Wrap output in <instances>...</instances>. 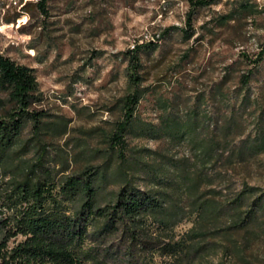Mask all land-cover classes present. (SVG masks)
I'll return each instance as SVG.
<instances>
[{"label": "rangeland", "instance_id": "rangeland-1", "mask_svg": "<svg viewBox=\"0 0 264 264\" xmlns=\"http://www.w3.org/2000/svg\"><path fill=\"white\" fill-rule=\"evenodd\" d=\"M37 1L0 0V52L33 70L42 94L34 107L47 114L45 119L66 123L64 134L44 135L55 179L103 161L102 151L109 149L104 135L121 120L120 100L130 91L126 67L135 49L143 77L135 113L142 120L158 124L165 104L184 117L198 103L220 128L224 117L235 112L229 150L264 128V56L250 62L264 45V0H216L198 8L190 0H47L46 14ZM243 2L254 13L241 12ZM230 11L234 16L222 21ZM247 71L250 82L241 87L240 75ZM218 86L226 95L223 103ZM243 95L249 99L245 106ZM31 135L28 124L22 139ZM126 138L130 146L193 156L187 141ZM227 155H218L206 170L221 209L183 219L174 227L175 239L194 230L191 240L207 243L194 254L196 264H264V214L259 215L263 228H235L232 208L224 204L243 183L264 188V149L234 162ZM20 156L35 160L34 149ZM62 163L68 168L63 170ZM153 264L168 261L155 255Z\"/></svg>", "mask_w": 264, "mask_h": 264}, {"label": "trees", "instance_id": "trees-1", "mask_svg": "<svg viewBox=\"0 0 264 264\" xmlns=\"http://www.w3.org/2000/svg\"><path fill=\"white\" fill-rule=\"evenodd\" d=\"M46 1L36 2L44 14ZM189 2L198 8L216 0ZM241 7V12L255 11L246 2ZM232 12L220 19H231ZM186 23H191V11ZM136 52H131L126 67L130 91L120 100L121 120L104 135L109 149L102 151L103 161L88 163L61 180L48 166L52 157L48 160L44 135L64 134L66 123L45 119L47 114L34 107L42 94L33 70L0 52V264H153L155 255L167 258L168 264H196L194 254L207 243H194V230L175 239L174 227L193 213L204 217L221 209L207 168L226 151L229 162L263 151L264 128L229 150L235 112L224 117L220 128L198 103L184 117L169 112L165 104L158 124L142 120L135 113L143 96ZM263 56L264 45L250 62L258 63ZM250 79V72L242 73L241 87ZM220 95L223 103L226 95ZM248 102L243 95L241 106ZM28 124L32 135L23 140ZM126 136L173 144L187 141L193 156L130 146ZM28 149H34L35 160L20 156ZM64 164L63 170L68 168ZM227 203L235 216L232 227L263 228L259 215L264 214V188L243 183Z\"/></svg>", "mask_w": 264, "mask_h": 264}]
</instances>
